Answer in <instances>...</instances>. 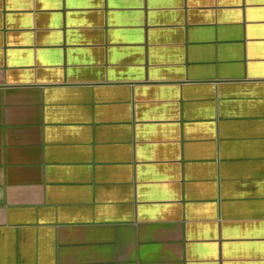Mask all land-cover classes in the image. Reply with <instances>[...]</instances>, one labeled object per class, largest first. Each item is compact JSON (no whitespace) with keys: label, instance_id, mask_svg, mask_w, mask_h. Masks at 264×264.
Instances as JSON below:
<instances>
[{"label":"crops","instance_id":"obj_1","mask_svg":"<svg viewBox=\"0 0 264 264\" xmlns=\"http://www.w3.org/2000/svg\"><path fill=\"white\" fill-rule=\"evenodd\" d=\"M0 264H264V0H0Z\"/></svg>","mask_w":264,"mask_h":264}]
</instances>
